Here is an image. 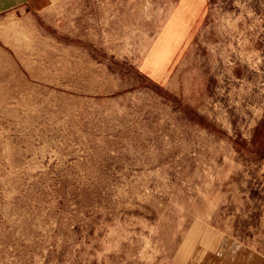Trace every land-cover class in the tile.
<instances>
[{
    "label": "rangeland",
    "instance_id": "obj_1",
    "mask_svg": "<svg viewBox=\"0 0 264 264\" xmlns=\"http://www.w3.org/2000/svg\"><path fill=\"white\" fill-rule=\"evenodd\" d=\"M0 264H264V0L0 15Z\"/></svg>",
    "mask_w": 264,
    "mask_h": 264
},
{
    "label": "crops",
    "instance_id": "obj_2",
    "mask_svg": "<svg viewBox=\"0 0 264 264\" xmlns=\"http://www.w3.org/2000/svg\"><path fill=\"white\" fill-rule=\"evenodd\" d=\"M51 4L52 0H0V15L22 9L41 14Z\"/></svg>",
    "mask_w": 264,
    "mask_h": 264
}]
</instances>
